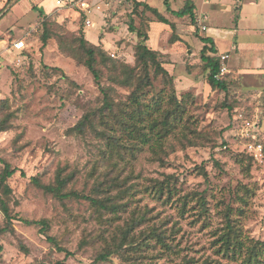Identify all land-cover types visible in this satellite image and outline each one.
Returning a JSON list of instances; mask_svg holds the SVG:
<instances>
[{
    "label": "rangeland",
    "instance_id": "374dc122",
    "mask_svg": "<svg viewBox=\"0 0 264 264\" xmlns=\"http://www.w3.org/2000/svg\"><path fill=\"white\" fill-rule=\"evenodd\" d=\"M10 1L0 0V13ZM82 1L88 8L81 5ZM104 1L110 4L103 10L104 19L111 11H121L114 21L117 27L114 34L106 31L115 27L114 22L101 21V11L92 10L98 0L68 2L61 8H57L55 0H41L30 11L21 8V1L16 0L0 16V121L11 114L7 130L0 131V158L16 168L7 179L11 191L4 197L14 217L11 224L5 223L0 211V264H130L134 260L136 264H178L183 257L192 258L190 264L206 260L210 264H241L240 260L218 255L214 241L221 233L219 228L224 225L227 209L245 234L264 241V67H247L253 72L229 68L224 76L227 91L212 89L203 74H197L194 68L188 69L200 63L201 36L190 35V40L185 36L190 43L186 47L174 48L167 40L170 45L165 48L164 67L174 78L175 94L185 106L186 123L190 127L188 136L195 144L187 145L177 131L153 144L128 138L123 130L125 146L119 148L121 156L118 157L92 130L67 133L85 109L101 105V95L87 69L60 51L54 38L39 49L42 30L39 21L45 16L47 21H52V26L53 21L61 23L69 34L81 28L89 39L96 38L93 31L99 28L95 32L99 36L105 34L109 56L113 52L114 58L133 63L130 45L135 41V34H129L127 29L130 19H134L130 17L131 1ZM194 1L200 14L198 25L207 22L214 25L211 19L219 12H210L209 3L216 0H209L207 4ZM259 3L264 7V0ZM90 10L92 13L88 14ZM207 11L211 13L209 21L202 17ZM228 14L233 13L224 12L222 17ZM261 16L264 19L263 12ZM88 18L89 27L84 23ZM247 23L251 24L243 21L242 27ZM174 33L178 37L175 29ZM200 33L208 35L207 31L200 30ZM237 36L264 43V29H239ZM18 38L25 42L20 51L11 45ZM123 41L126 44L120 48L117 42ZM97 43L103 45L100 41ZM227 46L226 42L219 43V51ZM261 50L254 57L264 66V46ZM242 60L253 62L248 55ZM221 65L227 69L224 62ZM102 70L105 74L106 69ZM102 82H107L105 75ZM153 86L155 91L147 92L146 96L155 98L156 92L168 89L160 79L154 80ZM128 95L129 88L115 86L114 113H118V107L128 116ZM106 123L108 126H102L121 133L113 116ZM58 167L72 174L64 191L93 195L96 182L116 176L121 187L112 189V193H118V203H128L114 213L92 207L84 198L55 197L40 185L52 183ZM157 180L170 183L172 191L176 190L175 195L168 200L164 195L158 198L152 190ZM181 195L187 197L184 206ZM198 195L204 200L206 210L200 207ZM139 212H144L146 219L135 228L136 237L140 231L145 234L153 228L165 230L180 250L168 260L159 244L154 245L150 240L138 259H135L138 253L127 247L111 254L107 260H97V254L108 243L118 240V228L132 213ZM23 220H45L49 228L40 233V224H27ZM47 235L65 251L57 250L46 239ZM152 255L154 258L150 259Z\"/></svg>",
    "mask_w": 264,
    "mask_h": 264
},
{
    "label": "trees",
    "instance_id": "16d2710c",
    "mask_svg": "<svg viewBox=\"0 0 264 264\" xmlns=\"http://www.w3.org/2000/svg\"><path fill=\"white\" fill-rule=\"evenodd\" d=\"M62 1L71 2L73 0ZM163 3L165 9L176 17H188L190 24L195 25V31L198 30L193 12L194 7L190 1L185 2L184 6L178 10L169 9L167 0H163ZM131 5V13L140 19L138 25H135L132 21H129L127 24L128 31L135 34L133 63L114 58V55L110 57L109 53L100 43L96 44L88 40L84 36L81 28L76 33L72 32V34H69L68 31H65L61 23L53 21L54 25L52 26L50 24L52 21H47L45 16L41 15L45 19L43 18L39 21L40 27L42 28L39 36L41 42L39 49L42 50L48 40L54 38L57 48L60 51L67 53L78 64L87 69L94 85L101 95V105L96 109H85L77 122L67 130V133L81 134L86 129L92 130L95 136H98L110 151L117 153L118 157L121 156V150L119 148L125 146L123 135H121L123 130L128 138L138 140L141 143L152 141L153 144L158 143L166 135L177 131L182 135V140L187 145H194L195 143L191 139L192 137L188 136L190 127L186 123L185 106H183L181 100L175 94L174 78L164 67L163 58L165 53L153 49L146 44V40L148 39L147 27L150 22L158 21L167 24L171 29L169 36L171 43L179 40V37H176L174 33L175 25L159 13L156 8L150 7L145 2L131 0ZM139 6H142L140 10H138ZM112 27L113 25L110 26V28ZM144 27L146 28L145 30H143ZM58 29H61L60 33ZM195 34L197 35V33ZM200 39L203 43L198 52L200 63L194 65V67L188 66L189 71L194 68L197 74H203L207 84L212 89L217 88L222 91H227L224 76L230 70L227 68L223 74L219 73L223 62L216 53L213 38L210 36H201ZM43 66L46 67L45 64ZM102 68L106 69L105 74ZM53 69H57V67H53ZM104 75L106 77V83L102 82ZM156 79H160L163 85L168 87L167 91L165 92L164 89L159 90L156 92L155 98L153 96H146L147 92L155 91L153 82ZM115 86L129 88L128 104L130 109L127 112V117H125L124 111L121 112L118 107V113H114L116 112L114 111L116 103L113 101ZM118 104L122 103L120 102ZM227 109L230 110V106L227 105ZM10 115L7 114L0 121V131L7 130ZM111 116H113L115 123L119 125L118 132L121 133H116V130L112 127L106 129L102 126L104 124L107 125V119L111 118ZM180 125H182L181 129L175 130ZM0 163V211L3 214L5 223L8 225L11 224L14 217L4 197H7L11 191L7 179L14 174L16 168L10 167L2 158H0ZM71 178V173H64V168L58 167L55 171L53 182L40 186L44 191L51 193L55 197L84 198L89 201L92 207L99 210H109L114 213L128 203H118L120 200L118 193H112V189L121 187V182L117 181L116 176L101 180L98 179L100 181L95 183L93 195H83L73 190L64 191ZM33 181L39 184L36 179H33ZM152 190H154L158 198L164 195L167 200L176 193V190L172 191L171 184L166 183L164 180H157ZM181 197L184 198V206L187 202V197L186 195H181ZM198 202L200 203V207L206 210L203 206L204 200L200 195H198ZM226 211L224 213V225L219 228L221 233L218 234L214 241L216 244L214 251L218 255H221V257L230 260H240L241 264H264V241L253 239L245 234L241 226L234 223L236 220L230 217L231 210L227 209ZM145 219L144 212L132 213L123 223V226L118 228V240L114 242L113 239L111 243H108L107 248L98 253L96 259L101 261L107 260L111 254L120 253L121 250L127 247H130L133 253H138L135 256V259H138L140 258L139 254L143 250V247L148 246L149 241L153 240L154 245L156 243L159 244V248L164 254V257L169 260L170 256L175 255L180 249H177V245L171 242L172 236L169 238V235L165 234V230L161 231L153 228L145 234H142L141 232L143 231H140L137 237L135 236V228L140 226ZM23 222L27 224H40V233H45L49 228L45 220H23ZM46 239L55 244L57 250L65 251L57 244L53 237L47 235ZM19 247L26 250L22 244H19ZM65 254L68 253L66 252ZM149 258L153 259L154 256H149ZM191 262L192 258L186 259L183 257L181 263L178 264H190ZM130 264H136V260ZM201 264H210V262L206 260Z\"/></svg>",
    "mask_w": 264,
    "mask_h": 264
},
{
    "label": "crops",
    "instance_id": "0c3cea01",
    "mask_svg": "<svg viewBox=\"0 0 264 264\" xmlns=\"http://www.w3.org/2000/svg\"><path fill=\"white\" fill-rule=\"evenodd\" d=\"M75 1L77 3L80 0H73L71 2L73 3ZM136 1L145 2L150 7L156 8L159 13H161L170 22L174 23L175 31L179 37V40L171 43V46H174V48L175 46L179 47L180 45H182L183 47H186V45H190V43L187 41L186 38L189 37V40H190V35L194 36V34L197 33L198 36H202L200 33V30L207 31L208 33L207 36L212 37L214 40V45L216 48L217 55L219 57L220 55H227L226 59L223 60V62L225 63L228 69L235 68L241 72V71H247L245 70L246 68V69H249L248 72H253V69L255 68L264 67L263 65H259L258 62H256V59L254 57V55H256L258 52H262L261 49H263L264 43H261L260 41H257V40H244V39L242 40V39H239L237 36L239 29L245 28L247 30H252V31L264 29V19L261 16L262 12L264 13V7L260 5L259 0H230V2H232L231 4L224 3L223 0H216L214 1V3H209V0H202L203 4L209 3L210 12L214 11V14H216V12H219V14L220 13L224 14V12L228 13V11L230 10L232 11L233 14L232 15L228 14L225 17H222V14L221 15L216 14L215 17L213 18L211 17L212 18L211 21H214V25H211L207 22L206 23L207 25L202 23L200 24V26L198 25V21H199L198 17L200 14H198L199 12L197 11L198 9L197 2H195L194 0H167L169 9L171 10H178L184 6L185 2L190 1V3L193 4V7H194L193 12L195 15V20L197 22L196 28H198V31H195V25H191L190 23H187V21H189L188 17L186 16L176 17L170 11H167L165 9L163 0L162 1L161 0H136ZM239 1H241V3ZM18 2L21 8H24L25 11H30V10H34L35 5L38 2H41V0H18ZM98 2L99 3H95V6H93L94 8L92 10L93 12L95 10L101 11L99 14V18H101V21L110 20V23H113L114 21H116V19L118 18L117 15L121 14L120 13L121 11H116V10L111 11V13L109 14V17H106V19H104L106 15L103 14V10L107 9L110 4L109 2L104 1V0L103 1L98 0ZM67 3H68L67 1H62V0H61V3H57L55 0V4L58 5L57 8H61L67 5ZM32 6H34V8H32ZM141 7L142 6H139L138 10H140ZM92 10H90L88 14H91ZM210 12L207 11L202 14V17L205 19V21H209L208 19L211 15ZM130 17L134 18L132 20L130 19V21H135L134 24L138 25L137 21H140L139 17H137L133 13L130 15ZM89 18H90V15H89ZM243 21H248V22L250 21L251 24L248 25L247 23L246 27H242ZM89 22L90 23L85 26L89 27L91 25L90 19H89ZM114 24H115V27L112 28V30H106L110 32V34L115 33L114 29L116 30L117 28L116 22H114ZM202 25L205 26L204 30L201 29ZM98 27H100V24ZM95 31L98 32L99 28L98 30L94 29L93 31V33L96 34L93 36H96V38L89 39L87 37V39L96 44L98 41L102 42L103 45L101 43L100 44L106 50V48L109 47L108 46L109 43H107L105 40V37H104L105 34H103L104 36L100 35L101 36L100 37L99 34H97V32ZM87 32L90 34L91 31H89L88 29ZM170 32H171V29L169 28L167 24L163 22L152 21L148 24V29H147L148 39L146 40V44L153 49H157L159 51L165 52V48L170 45L167 43V40L169 41ZM128 33L134 34L133 32H129V31ZM185 36H188V37H185ZM103 39H104V42H103ZM223 42H226L228 46L226 48L222 47V51L220 52L219 43L221 44ZM134 43L135 41L133 42L132 45H130L131 50L133 48ZM118 44L120 48H122L124 47V44H126V42L125 41L121 43L117 42V45ZM110 53H113V52H110ZM245 55H248L250 59L253 60V62L245 63L244 60L241 61V58L243 59V56ZM247 67H250L253 69H250ZM242 68H244V70H242Z\"/></svg>",
    "mask_w": 264,
    "mask_h": 264
},
{
    "label": "built area",
    "instance_id": "2783aa9c",
    "mask_svg": "<svg viewBox=\"0 0 264 264\" xmlns=\"http://www.w3.org/2000/svg\"><path fill=\"white\" fill-rule=\"evenodd\" d=\"M57 3H61V0H56ZM81 5H84L85 8L87 7L88 8V4H86V2L82 1L81 2ZM84 23L85 25H88L90 22H89V19H85L84 20ZM201 29L204 30L205 29V26H201ZM12 45V48L15 49V50H22L24 47H25V43L22 39L18 38V39H14L11 43ZM111 56H113L114 54L113 53H110ZM227 57V55H220V60L223 62V60H225ZM226 71V68L224 66L221 65L220 67V70H219V73L220 74H223L224 72Z\"/></svg>",
    "mask_w": 264,
    "mask_h": 264
},
{
    "label": "water",
    "instance_id": "95a60500",
    "mask_svg": "<svg viewBox=\"0 0 264 264\" xmlns=\"http://www.w3.org/2000/svg\"><path fill=\"white\" fill-rule=\"evenodd\" d=\"M15 1H16V0H11V1L5 6V8L1 11L0 16H1L4 12L8 11V9H9V8L15 3Z\"/></svg>",
    "mask_w": 264,
    "mask_h": 264
}]
</instances>
